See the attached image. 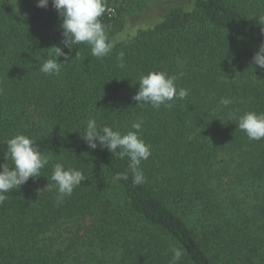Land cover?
<instances>
[{
    "label": "trees",
    "instance_id": "16d2710c",
    "mask_svg": "<svg viewBox=\"0 0 264 264\" xmlns=\"http://www.w3.org/2000/svg\"><path fill=\"white\" fill-rule=\"evenodd\" d=\"M28 1L30 9L19 12L10 0H0V67H6L0 164L7 139L17 134L31 137L50 159L41 176L6 193L0 204V264H99L96 247L108 241L119 246L124 264H171L173 247L183 252L179 264H218L227 254L240 264H258L264 194L252 208L238 195L256 182L264 186V138L250 141L234 121L224 120L230 112L264 113V69L252 65L264 42L256 18L264 15V0L175 5L156 24L121 40L115 29L147 0H105L111 12L99 19L113 46L102 58L92 56L87 43L72 49L62 44V17L51 0L47 7ZM52 46L68 55V61L57 60L58 76L39 71L44 60L56 59ZM121 52L124 67L117 59ZM152 71L177 76L176 87L187 89V97L174 99L171 108L138 106V80ZM221 98L231 101L227 108ZM93 118L122 134L142 121L139 137L151 149L140 165L144 183H133L128 157L113 156L99 143L88 146L82 136ZM222 154L229 159L220 163ZM55 163L86 177L62 203L51 182ZM102 171L122 210L106 193ZM117 173L128 179L114 181ZM61 220L77 223L73 230L82 231L85 244L53 250L47 234Z\"/></svg>",
    "mask_w": 264,
    "mask_h": 264
},
{
    "label": "clouds",
    "instance_id": "9594fccd",
    "mask_svg": "<svg viewBox=\"0 0 264 264\" xmlns=\"http://www.w3.org/2000/svg\"><path fill=\"white\" fill-rule=\"evenodd\" d=\"M18 0H10V4L16 5ZM52 6L58 11L62 22L60 24L62 31V44L70 49L72 45L87 43L91 46V54L94 57L102 58L106 56L113 46L109 41L105 26L99 19L106 11L111 12L106 7L105 0H51ZM49 0H38L37 7H47ZM257 18L261 25V32L264 33V15ZM54 47L55 57L43 61L39 71L47 75H59L62 64L57 60L61 56L68 61V55L60 46ZM51 57V53L49 54ZM78 52L76 53V56ZM120 61V67H124V53L121 52L117 57ZM60 61V60H59ZM252 65L255 68L264 69V42L259 46V50L252 58ZM177 76H170L165 71H152L142 75L139 80V88L133 96L137 105L143 107L150 104L153 108L159 109L161 105L171 108L174 99L183 100L188 95V90L176 87ZM231 103L228 98H221L219 104L222 108H227ZM224 120V119H222ZM224 121H234L238 128L244 131L250 141H259L264 138V113L254 111L245 112L237 116L235 113H229V118ZM136 131H128L122 134L120 131H114L111 126H98L97 121L89 119L86 123L85 134L82 138L91 149L99 146L106 148L110 153L118 155L121 159L128 157L129 171L133 176V183L136 185L145 182V176L140 168L141 162L147 160L151 155L150 146L139 137V130L142 127V121L133 122L131 125ZM7 151L4 153L5 163L0 164V204H2L13 189H20L30 178L41 176L40 170L48 163L50 157L42 154L34 146V140L25 135L17 134L6 141ZM117 149H120L117 152ZM10 161V163H9ZM114 181L121 179L127 180V173H117L113 177ZM86 177L76 168H65L61 163L53 165L51 182H54L57 188V203H62L66 196H71L74 189L79 186ZM52 183H48L45 188L50 189ZM171 264H179L183 252L178 247L172 248Z\"/></svg>",
    "mask_w": 264,
    "mask_h": 264
},
{
    "label": "rangeland",
    "instance_id": "374dc122",
    "mask_svg": "<svg viewBox=\"0 0 264 264\" xmlns=\"http://www.w3.org/2000/svg\"><path fill=\"white\" fill-rule=\"evenodd\" d=\"M194 0H147L145 5L135 11L129 12L124 19V26L123 28L120 26L116 28L117 38L118 40L125 39L131 37L132 35L136 34L138 29L140 28H147L150 27L157 22H159L168 9L170 7L178 5L183 6L185 8H191L193 5ZM15 9L19 12H25L30 9L29 1L28 0H18L17 4L14 6ZM114 31V29H113ZM6 67H0V81L1 78L5 76V69ZM229 156H225L222 154L217 161L223 163L224 160H228ZM101 176L99 179L103 178L104 181V188L106 193L114 199L116 208L118 210H122L121 207V198L118 195V192H114V184L110 178V176L105 173L104 171L101 172ZM261 183H255L252 186L245 187L239 191L240 194L239 199L240 201L244 202V207L252 208L254 205L260 202V198L257 196H263L264 194V186ZM116 190H118L116 188ZM111 194V195H110ZM242 198V199H241ZM259 199V200H258ZM232 201H236L235 199ZM242 202V203H243ZM248 206V207H247ZM252 215V212L250 213ZM260 223V221H259ZM78 227L77 223H73L70 220H61L57 223L55 228L47 234L50 238H53L52 248L53 250H59L61 248H65L66 244L68 243H75L77 242L78 245L85 244L84 239L81 238L82 231L81 230H73V228ZM86 248L84 246L82 249ZM99 252H101L102 257L99 264H124L121 254V249L116 244L108 241L105 243L104 246L97 245L96 247ZM256 263L260 264L264 262V248H260L255 256ZM218 264H240L236 260H234L231 256L224 255L222 260L218 262Z\"/></svg>",
    "mask_w": 264,
    "mask_h": 264
}]
</instances>
